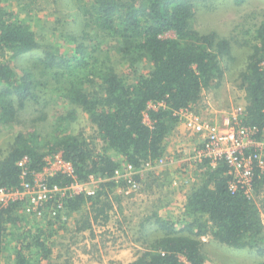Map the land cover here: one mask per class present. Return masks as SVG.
<instances>
[{
	"label": "trees",
	"instance_id": "1",
	"mask_svg": "<svg viewBox=\"0 0 264 264\" xmlns=\"http://www.w3.org/2000/svg\"><path fill=\"white\" fill-rule=\"evenodd\" d=\"M198 1L72 0L83 21L81 33L67 32L74 54L67 56L45 46L41 60L18 73L13 60L39 48L43 36L31 24L11 19L13 13L0 0V122L17 121L30 99L42 98L47 84L40 77L52 70L57 77L52 81L55 90L71 107L68 116L75 118L80 108L97 130L93 140L83 133L72 135L67 131L43 142L39 131L19 132L8 154L0 160V188L21 185L20 161L27 160V177H31L45 168L48 156L62 154L75 167L76 177L59 172L50 177L51 184L85 182L91 175L108 180L102 182L94 195L80 192L69 197L63 214L50 220L51 225L64 215L81 210L85 204L91 210L84 219L77 220L82 231L92 229L95 223L101 224V219L106 223L108 211L115 203L123 211L120 195L111 193L118 186L117 180L110 179L121 162L109 152L119 154L136 167L161 158L166 154L167 139L179 122L178 111L199 102L206 90L219 87L225 77L227 59L237 61L232 39L215 30L203 32L196 27ZM93 29L119 44L123 59L126 61L128 57L129 65L138 72L132 81L111 60L112 55L104 56V51L112 54L113 46L108 42L100 46L92 37ZM253 38V44L258 40L261 43L254 45L249 63L239 77L246 93L245 122L262 132L264 21L258 24ZM140 61L149 63L147 71L139 72ZM35 70L44 71L35 74ZM97 141L103 144L104 151ZM200 164L205 169L187 193L183 227L158 218L154 224L164 233L150 241L151 248L129 264H205L201 238L208 234L221 243L241 249L254 247L264 253V221L258 203L244 189L229 188L232 177L227 174L224 162L217 168H212L208 161ZM253 182L256 190L263 189L264 172L258 167ZM19 207V202L6 206L0 202V261L8 225L22 220L17 213ZM39 233L28 232L30 240L17 249L13 264H46L44 260L51 256L52 250L45 243L44 232Z\"/></svg>",
	"mask_w": 264,
	"mask_h": 264
},
{
	"label": "rangeland",
	"instance_id": "2",
	"mask_svg": "<svg viewBox=\"0 0 264 264\" xmlns=\"http://www.w3.org/2000/svg\"><path fill=\"white\" fill-rule=\"evenodd\" d=\"M3 4L13 13L11 19L31 24L38 31V35L43 36V39H39V48L13 60L12 65L18 73L27 65H36L41 60L40 55L44 54L45 46H50L52 50L58 49L67 56L74 54L73 43L68 41L67 34L81 33L83 21L75 12L72 0H3ZM263 21L264 0H246L244 3H239L238 0H199L196 3V27L203 32L215 30L222 37L232 39L233 53L237 58V61L227 59L222 84L203 93L197 110L203 112L209 107L211 112L217 114L216 119L222 120L234 108L246 109V93L239 75L248 65L254 45L261 43L258 40L253 44V36L258 24ZM92 33L100 46L107 42L113 46L112 54L104 51V56L112 55L111 60L117 62L121 72L132 81L138 72L129 65L128 57L126 61L123 59L124 54L119 50V44L116 45L107 34H98L95 29ZM166 36L173 37L174 34L166 33ZM137 64L142 67L139 72L147 71L148 62L140 61ZM43 71L35 70V74ZM54 76L55 71L48 70L40 77L47 84V91L38 101L30 99L17 121L7 124L0 122V160L8 154L15 136L21 131H39L42 142L44 139L53 140L67 131L72 135L83 133L90 140L96 138L97 130L85 111L79 108L75 118L68 116L71 107L60 99L62 95L55 90L52 81L57 77ZM189 135L184 127H179L167 139L165 152H168L165 155L149 161V167L145 163L136 167L138 171L132 178L140 177L139 182L136 180L140 184L139 190L132 191L125 177H117L118 186L111 193L120 195L123 211L115 203L108 211L109 220L106 223L99 220L101 224L95 223L90 230H80L77 223V220L84 219L91 210L89 204H85L77 212L64 215L66 218L63 216L60 221L51 225L50 220H55L63 213L51 217V211L47 208L40 213L28 215L23 201L13 200L8 194L5 195L6 200L2 201L5 206L12 202L20 203L17 213L22 220L18 224L8 225L9 232L0 264H13L12 259L15 258L17 249H21L30 240L27 237L29 231L44 232L45 243L52 250L51 256L44 260L46 264H129L137 259L146 249L151 248L153 244L150 241L164 233L163 229H158L157 224H154L158 218L173 221L176 227L181 228L184 225L183 211L187 193L195 181L200 180L199 174L205 169L193 159L198 138ZM258 138L264 141V132ZM97 143L100 150L104 151L103 144L100 141ZM109 153L120 160V168L123 170L128 163L124 157L113 151ZM104 181L106 180L88 181L84 186L86 191L81 192L94 195ZM246 190L260 206L264 221V187L256 190L252 182ZM201 239L205 264L264 263V253L254 247L236 248L215 240L211 234Z\"/></svg>",
	"mask_w": 264,
	"mask_h": 264
},
{
	"label": "built area",
	"instance_id": "3",
	"mask_svg": "<svg viewBox=\"0 0 264 264\" xmlns=\"http://www.w3.org/2000/svg\"><path fill=\"white\" fill-rule=\"evenodd\" d=\"M177 114L178 124L185 125L189 133L198 138L193 152L194 161L197 163L208 161L212 168H217L224 162L228 167L227 174L232 177L229 188L232 191L241 188L247 194L246 189L252 185L257 167L264 172V141L258 138L264 129L260 132L257 127L246 124L245 107L234 108L222 120L216 119L217 114L211 112L209 107L201 112L197 110V106L194 108L191 106L181 109ZM26 162L24 159L18 163L23 167L21 185L11 189L0 188V200L1 202L6 200L4 198L8 194L13 200L23 201L26 204L24 210L28 215L49 208L51 217L59 216L69 197L86 191L84 186L88 181L108 179L91 175L88 181L82 183L76 180L66 185L51 184L50 177L59 172L76 177L75 167L70 161L65 160L62 154L48 156L45 168L32 173L31 177H27L29 172L25 167ZM145 166H151V162H145ZM137 171L132 163H126V167L123 170L119 167L112 178L125 177L132 191H136L140 187L137 183L139 180L132 176Z\"/></svg>",
	"mask_w": 264,
	"mask_h": 264
},
{
	"label": "crops",
	"instance_id": "4",
	"mask_svg": "<svg viewBox=\"0 0 264 264\" xmlns=\"http://www.w3.org/2000/svg\"><path fill=\"white\" fill-rule=\"evenodd\" d=\"M203 97V96H202ZM202 99V98H201ZM200 99V100H201ZM198 103H200V102H197V103H195V104H193V108L195 107V106H197V104ZM184 127L185 128V130H187V128L185 127V125H183V124H177V126H176V129L174 130V131H177L178 130V128L179 127ZM174 131H173V133H174ZM187 132H189L188 130H187ZM190 134V133H189ZM189 136H192L191 134L189 135ZM193 138H195V139H197V137H194V136H192ZM168 152V150L166 151V153ZM200 175V174H199ZM198 181V180H197ZM197 181H195V182H197Z\"/></svg>",
	"mask_w": 264,
	"mask_h": 264
}]
</instances>
